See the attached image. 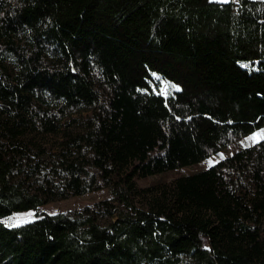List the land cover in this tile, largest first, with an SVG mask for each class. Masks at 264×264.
<instances>
[{
	"label": "trees",
	"instance_id": "obj_1",
	"mask_svg": "<svg viewBox=\"0 0 264 264\" xmlns=\"http://www.w3.org/2000/svg\"><path fill=\"white\" fill-rule=\"evenodd\" d=\"M263 129L264 0H0V264H264V138L138 185Z\"/></svg>",
	"mask_w": 264,
	"mask_h": 264
},
{
	"label": "rangeland",
	"instance_id": "obj_2",
	"mask_svg": "<svg viewBox=\"0 0 264 264\" xmlns=\"http://www.w3.org/2000/svg\"><path fill=\"white\" fill-rule=\"evenodd\" d=\"M216 1H229V0H216ZM152 82H153V85H152L153 89L156 91V93H159L160 95L166 98L174 95L177 91L180 90L178 86L163 79L160 75H157V74H153ZM252 137H255V139H251ZM263 138H264V129L233 144L227 149L221 151L219 154L210 157L209 159L201 162L198 165H194V166L187 167V168L180 169V170L165 172L163 174L151 176L146 179H139L138 185H140L141 187H148L160 181H172L175 177H178L181 175H189L196 171L204 170L210 167L211 165L218 163L224 158L233 155L234 153L240 151L241 149L248 147L256 142H259ZM209 162H211V165L209 164ZM107 197H110V192L108 190H104L101 192H95V193L87 194V195L80 196V197H72L62 202L51 203V204H48L42 207L41 211L44 213L50 214V215L69 212L72 210L83 208L85 206L93 205L98 200H102ZM36 217L37 215L35 214V212H32V211L25 212V213H18V214L11 216L7 220H4L3 224L6 227H12L13 224L20 225L22 223L33 221L36 219Z\"/></svg>",
	"mask_w": 264,
	"mask_h": 264
},
{
	"label": "snow or ice",
	"instance_id": "obj_3",
	"mask_svg": "<svg viewBox=\"0 0 264 264\" xmlns=\"http://www.w3.org/2000/svg\"><path fill=\"white\" fill-rule=\"evenodd\" d=\"M251 139H255V137H252ZM209 164L211 165V162H209ZM13 227L17 226L16 224L12 225Z\"/></svg>",
	"mask_w": 264,
	"mask_h": 264
},
{
	"label": "crops",
	"instance_id": "obj_4",
	"mask_svg": "<svg viewBox=\"0 0 264 264\" xmlns=\"http://www.w3.org/2000/svg\"><path fill=\"white\" fill-rule=\"evenodd\" d=\"M230 1V0H229Z\"/></svg>",
	"mask_w": 264,
	"mask_h": 264
}]
</instances>
